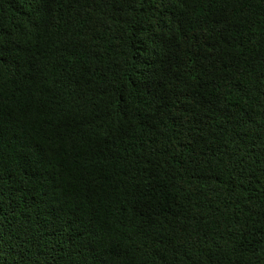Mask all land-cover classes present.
Masks as SVG:
<instances>
[{
	"label": "trees",
	"instance_id": "trees-1",
	"mask_svg": "<svg viewBox=\"0 0 264 264\" xmlns=\"http://www.w3.org/2000/svg\"><path fill=\"white\" fill-rule=\"evenodd\" d=\"M0 264H264V0H0Z\"/></svg>",
	"mask_w": 264,
	"mask_h": 264
}]
</instances>
